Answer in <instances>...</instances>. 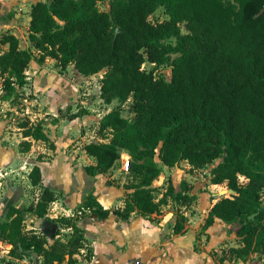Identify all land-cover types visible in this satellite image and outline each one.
Listing matches in <instances>:
<instances>
[{"label":"trees","instance_id":"trees-1","mask_svg":"<svg viewBox=\"0 0 264 264\" xmlns=\"http://www.w3.org/2000/svg\"><path fill=\"white\" fill-rule=\"evenodd\" d=\"M102 1L35 2L28 46L13 32H4L0 42L8 49L0 54V100L10 101L17 111L24 109L26 71L34 60L43 64L56 59L61 71L74 64L85 76L104 71L101 98L106 103L131 99L134 117L123 116L121 107L103 116L99 132L111 138L85 145L95 159L85 168L89 174L108 172L125 150L128 173L136 181L123 208H106L89 194L74 216L55 219L72 234L51 244L24 224L28 212L46 217L56 197L44 187L36 203L8 208L0 221V239L12 244L15 259L41 256L43 264H77L76 255L84 250L87 259L93 256L77 224L87 212L101 219L111 212L129 219L135 210L143 215L159 212L169 198L179 207L174 230L182 232L186 216L181 206H191L198 195L183 180L181 190L170 183L158 198L161 187L154 181L163 165L175 167L187 160L202 167L221 159L209 172L210 182L226 183L234 192L213 204L204 225L210 227L217 218L238 222L240 245L231 247L230 255L245 259L258 252L264 264V0H110L104 10ZM159 9L167 17L153 21ZM148 62L171 66V78L159 75L157 67L145 68ZM20 127L24 137L55 148L43 120L28 117ZM31 147L30 140L20 143L23 152ZM29 176L34 185L42 184L39 165ZM3 264L14 261L5 259Z\"/></svg>","mask_w":264,"mask_h":264},{"label":"crops","instance_id":"crops-1","mask_svg":"<svg viewBox=\"0 0 264 264\" xmlns=\"http://www.w3.org/2000/svg\"><path fill=\"white\" fill-rule=\"evenodd\" d=\"M37 1L39 0H0V36L6 31H10L18 37H21L20 33H23L22 37H26V34H29L28 29L31 20L32 5ZM28 42L25 46L30 45L29 39ZM0 46H3L0 54L8 49V44H2L0 42ZM47 61H49V58ZM26 72L28 74L29 69ZM29 80L30 77L28 76L27 86H24V90L27 89ZM32 94L34 95V99L38 96L36 93ZM1 101L5 107L8 104L9 106L11 105L10 101ZM59 110H63V107H59ZM29 117L31 118V116ZM80 118L81 115L72 118L71 122H77ZM0 120L3 121V129L10 134V138L13 141L11 143V152H6L4 154L5 157L0 155V221L4 218L10 206L24 208L31 203H36L41 197L43 188L49 187L54 191L56 198L50 203L46 217H40L34 212H28L24 224L26 229L45 235L48 238L49 244H51L58 238L66 240L72 234L70 227L58 225V223L54 222L55 219L63 216H74L79 206L83 204L89 194H93L106 208L119 209L125 206L127 197L125 191L102 181L103 178H106V172H96L95 174H89L87 172L85 167L94 164L95 159L87 153L85 148L83 149L81 158L83 160L87 158L90 163L86 161L82 163L79 160L73 162V157H76L74 154L68 152L66 147L72 140L70 138L73 134L76 135V132H72V135L70 134L71 132H68V137L63 147L60 146L58 139L66 135V124L62 125V132L60 134L52 135L49 129L46 128L47 121L44 120V117H40V120L44 121L45 132L51 142L55 144V148H52L49 142L24 137L20 126L16 130H8L6 120L1 116ZM31 120L35 122L34 119ZM72 127L78 129L79 126ZM23 140L32 141V147L28 152H23L20 149V143ZM59 153L64 157L60 163L63 167L61 172H58V170L55 171L54 167V163L58 161L57 156ZM128 161L126 162L127 167L125 166L127 170ZM35 165L41 167L43 177L41 185H34L29 176ZM175 167L163 165V172L160 177L165 176L164 171L167 168ZM83 169L88 176L84 174ZM77 173L80 175L83 174L84 178H82V182L78 179ZM75 176L78 181H76ZM184 178L182 181H186ZM157 180L154 181V186H159L155 185L157 184L155 183ZM92 181H94V190L88 193L85 188L87 183ZM98 181L103 182L104 190H97L96 183ZM214 186H220V184H214ZM109 187L115 188L117 192L112 199L108 200L104 196L107 197L108 190L106 189ZM32 191L35 192L33 195H31ZM71 193L75 197L70 200L69 196ZM192 193L197 194L194 191ZM219 199L214 200L213 204ZM174 205L176 206V213L172 215V218L159 215V212L143 215L138 210H135L129 219H123L115 212H111L108 218L101 219L97 214L87 212L85 216L77 220V224L84 230L88 245L93 250L92 258L90 260L88 259L90 264H132L136 261H143L146 264H213L212 256L208 252H206L208 254L202 255L196 248L195 233H192V230L187 226V215L185 212L182 211L186 216L184 230L182 232H176L174 230L179 210V207L176 204ZM183 207L191 208V206H181V210ZM27 221L29 222L28 224ZM218 224H223L225 227L229 225L217 218L214 224L208 227L209 232ZM98 247L106 248L108 253L105 256L100 254ZM11 248L12 244L0 239V264H3L5 259H14L10 253ZM109 251L111 254H109ZM78 255L76 256L79 257ZM17 259L22 264H43V258L41 256ZM63 264H66V262Z\"/></svg>","mask_w":264,"mask_h":264},{"label":"rangeland","instance_id":"rangeland-1","mask_svg":"<svg viewBox=\"0 0 264 264\" xmlns=\"http://www.w3.org/2000/svg\"><path fill=\"white\" fill-rule=\"evenodd\" d=\"M102 10L110 7V0H104L99 3ZM167 15L163 9H159L155 14L151 16L153 21H161L166 18ZM183 31L187 30L183 27ZM23 33H20L21 44L27 45L28 33L26 37H22ZM175 42V38H173ZM3 46H0V50ZM48 60V59H47ZM45 61L43 65L37 60L32 61L29 67L28 76L30 77L29 85L23 92L25 93L26 106L23 110L17 111V107L8 104L3 106L4 103L0 102V116L7 122L8 130H16L20 124L25 121L29 116L34 119L35 122L40 120V117H44L47 121L46 128L52 135H58L62 131V125H65L66 135L59 138L60 146L63 147L68 132H76V135H72L70 143L67 145V151L74 154L73 162L76 161H90L85 158H81L83 149L87 143L92 141H108L111 135L108 134L106 137H102L99 132L100 121L103 116L115 107L122 108V115L133 119L134 113L131 108V99L126 102H120L115 99L111 103H106L101 98V78L103 77L104 71L94 75L85 76L79 73L74 64H71L67 70L61 71L56 59L49 58V61ZM144 67L150 69L157 67L154 63H146ZM159 75H164L167 79L172 76V67L169 65L158 66L156 69ZM27 86V85H26ZM1 91V89H0ZM1 93V92H0ZM36 93L38 98L34 99ZM59 107H63V110H59ZM79 111H84L81 114V118L77 122L72 121V115ZM64 120H66L64 122ZM64 122V123H63ZM70 123V124H67ZM79 126L78 129L72 126ZM78 130V131H77ZM13 141L10 138V134L3 129V121L0 120V155L5 157L6 152H11ZM19 151V150H17ZM76 154V155H75ZM57 162L54 163L55 171L61 172L63 167L60 164L64 157L59 153L57 156ZM129 156L127 151L122 150L120 158L116 164L105 173V177L102 181L117 186L125 191V195L128 196L131 191V186L136 181L129 173L127 168V161ZM159 159V158H158ZM94 160V159H93ZM217 159L214 163L208 164L202 167H193L189 162L183 161L178 164L175 168H167L164 173L165 176L158 178V187H161L157 192L158 198L162 197L164 192L169 187L170 183H173L175 190L179 191L182 189V179H186L191 193L194 191L198 194V199L192 203L191 208H182V211L187 215V226H189L192 233H195L196 237V248L202 255L210 254L212 256L213 264H263V256L261 253H252L245 259L237 258L236 256L230 255V248L233 246L240 245L239 238L237 236V229L240 224L238 222L229 224L227 227L223 224H218L213 227L212 231L209 232L208 228L205 227V220L207 212L214 200L226 195L230 196L232 193L227 191L224 195H221L223 190H228L229 187L226 183L220 184V186H214L210 182L209 172L211 169L220 161ZM85 175L88 174L83 169ZM78 179L82 182L83 174L77 173ZM77 177L75 176L76 181ZM25 180V179H23ZM242 183H246L248 180L244 176H240ZM103 182L98 181L96 183L97 190H104ZM77 184V183H76ZM31 189V188H30ZM86 191L91 192L94 190V181L88 182ZM108 195L104 198L112 199L116 194L115 188H108ZM35 192L32 191L31 195ZM73 193L70 194L69 199L74 198ZM87 197V196H86ZM216 198V199H214ZM176 213V206L169 198V204L164 205L159 211V215L167 216L172 218L173 214ZM29 222L27 221V224ZM210 229V228H209ZM79 254V262L77 264H90L89 260L85 257V252ZM104 256L108 253L106 248L98 247V252ZM208 252V253H206ZM109 254L111 252L109 251ZM224 258V259H223Z\"/></svg>","mask_w":264,"mask_h":264},{"label":"built area","instance_id":"built-area-1","mask_svg":"<svg viewBox=\"0 0 264 264\" xmlns=\"http://www.w3.org/2000/svg\"><path fill=\"white\" fill-rule=\"evenodd\" d=\"M128 167H129V161H128ZM2 247V246H1ZM12 259V258H11ZM13 261H14V264H22L21 262H20V260H18V259H13ZM132 264H146V263H144L143 261H136V262H134V263H132Z\"/></svg>","mask_w":264,"mask_h":264},{"label":"water","instance_id":"water-1","mask_svg":"<svg viewBox=\"0 0 264 264\" xmlns=\"http://www.w3.org/2000/svg\"><path fill=\"white\" fill-rule=\"evenodd\" d=\"M227 191H229L230 193H233V189H228V190H223L221 193V195H224Z\"/></svg>","mask_w":264,"mask_h":264}]
</instances>
